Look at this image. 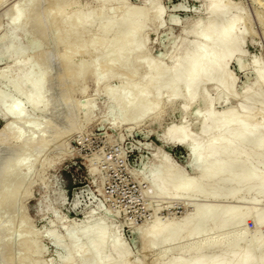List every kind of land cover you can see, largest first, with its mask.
Segmentation results:
<instances>
[{
	"label": "rangeland",
	"instance_id": "rangeland-1",
	"mask_svg": "<svg viewBox=\"0 0 264 264\" xmlns=\"http://www.w3.org/2000/svg\"><path fill=\"white\" fill-rule=\"evenodd\" d=\"M109 1L100 14L97 0H0V131L9 122L30 136L32 130L22 124H41L40 138L28 148V162L35 171L21 214L7 209L1 198L7 188H0V264H68L72 238L85 246L89 239L83 234L93 228L106 234L104 252L109 260L116 259L115 242L130 258L129 264H154L160 258L159 264H168L177 255L189 260L180 243L173 248L148 245L145 230L157 222L180 223L196 206L264 212V195L253 205L245 186L240 196L246 193L248 198L237 200L225 199L230 186L216 200L188 193L177 197L171 190L162 195L152 186L154 176L165 168L172 169L175 184L184 179L195 182L200 175L189 150L164 136L169 128H181L203 144L211 136L201 132L206 101L216 115L226 110L240 114L250 106L242 98L248 88L254 97L264 95V83L256 74L260 71L264 76V0ZM214 1L229 8L230 17L239 23L238 34L245 37L242 55H236L228 67L234 78L228 87L235 89L234 97L214 82L200 89L198 100L188 109L184 97L172 101L164 94L158 111L148 112L161 85L155 82L137 102L142 83L150 76L148 69L157 65L171 70L176 61L184 60L187 51L182 43L194 42L191 31L211 21L208 10ZM59 5L66 11L60 13ZM151 7L154 11L149 14ZM134 9L142 12L140 21L146 16L142 34L122 40L130 28L121 22L102 30L114 17L120 20ZM16 15L21 21L15 20ZM88 19L92 23L86 25ZM143 40V54L128 51ZM124 84H130V92ZM26 95L44 110L31 108ZM17 105L23 109L20 119L9 114V108ZM251 108L258 112L260 105ZM256 119L261 124L264 114ZM5 136L0 138L2 147L15 138ZM260 158L264 159V152ZM259 164L254 165L258 177L264 175V164ZM14 225L19 226L16 236L2 231ZM263 227L259 230L249 217L238 229L264 239ZM215 255L211 249L202 253L209 261ZM94 262L84 253L75 264Z\"/></svg>",
	"mask_w": 264,
	"mask_h": 264
},
{
	"label": "bare ground",
	"instance_id": "bare-ground-1",
	"mask_svg": "<svg viewBox=\"0 0 264 264\" xmlns=\"http://www.w3.org/2000/svg\"><path fill=\"white\" fill-rule=\"evenodd\" d=\"M97 2L102 7L100 14H103L104 8H107L112 3L109 0H97ZM157 5L153 6L156 7ZM57 9L60 13H63L61 11L65 10V7L61 6ZM157 9L155 12H157ZM152 11H154V7L150 8L149 14ZM208 11H210L209 13L212 17L211 21L200 26L197 30L191 31V33L196 35V40L182 43L187 55L180 64L176 61L174 66L172 65L171 70L169 67L168 70H162L157 65L156 69V66L150 65V68L153 66L155 70L148 69L147 73L150 76L143 81L137 102L142 99L143 95L155 82H160L161 85L152 99L148 112L158 111V105L161 103L159 100L164 94H168V98L172 99V101L184 97L186 99V108L188 109L190 105L198 100L200 89L214 82L219 85L222 92L234 97L235 89L228 87V83L231 84L233 82V76L228 72V67L236 55H242L245 37L242 32L238 34L236 28L239 23L230 17L231 11H229V8L222 7L218 1H214ZM161 12L159 13L158 11V17L161 16ZM139 13L142 12L134 9L123 13L120 20L114 17L104 25L102 30L113 28L118 22H121L124 26L130 28V31L122 40L134 38L145 30L146 16L140 21ZM15 20L17 22L18 20L21 21L20 16L16 15ZM85 23L88 25L92 22L88 19L85 20ZM145 46L146 42L143 40L139 45L130 46L128 51L140 56V54H143ZM256 74L260 81L264 83L262 73L256 71ZM124 86L127 92L131 91L130 84H124ZM33 90L37 89L33 88ZM258 94V97H254L250 94L249 88L248 91H245L242 98L245 104H250V106L244 107L240 114L235 113L234 110H232L233 112L226 110L222 114L216 115L211 109L212 103L206 101V115L201 120V132L203 136L209 135V133H211V136L207 137L206 142L203 144L199 143L193 136L185 133L181 128L177 129L173 126L169 128L164 136L167 140L183 145L189 150L191 157L194 158L200 170V175L195 182H188L184 179L175 184V175L172 169L167 170L168 168H165L166 171L154 176L152 180L155 193L167 195L171 190L177 197L180 193H188L190 197L197 198L199 196L200 198L216 200L220 197V194L224 193H222L223 188L230 186L231 189L229 188L230 190L224 194V197L228 200H237L248 198L245 195L246 193L240 196V191L245 186L247 188L246 192L252 195L250 200L253 205L257 204L258 198L264 195V175L262 173L263 176L260 175L258 177L259 172H256V167L254 166L257 163L264 164V159H259L261 152H264V122L261 124L256 122V118L264 114V95ZM26 100L28 105L34 110H44L40 108L38 103L32 101L29 95H26ZM257 104L260 105V110L254 112L251 107ZM22 112L23 109L20 105L9 108V114L17 118L21 117ZM22 125L26 126V129L32 130L30 136H26L24 131L14 128L9 122L0 131V138L2 136L6 137L5 135L7 134L15 136L12 142L8 139L10 146L7 147L5 145L2 147L4 144L0 145V188L2 186L7 188L5 192H3L4 190L2 191L3 197L1 193L0 196L2 200L4 198L5 201L2 202L6 203L7 209H10L11 213L14 211L12 214L15 211L16 213L22 212L24 209L23 200L28 198L27 191L32 185L35 171L34 165L28 162V148L36 144V141L40 138L38 133L41 124L23 123ZM41 149L43 151L46 150L43 146ZM20 160H27V169L20 165ZM211 187L213 188L210 189ZM252 210L242 211L239 208L219 210L213 208V206H196L191 212L186 214L185 218L183 217L184 219L182 218L181 222L179 221L180 223L176 222L178 224L175 221L167 225L155 223L152 227L145 230L144 238L147 244H159L165 248H173L177 243H180L181 252L187 250L190 255L189 260L187 258L186 260H184L185 258L182 259L183 255H177L172 259L170 258L171 260L168 264H264V239L258 233L248 235L245 230L238 229L244 220L249 217L259 230L261 226H264V212L261 215H256L257 213L252 212ZM7 218L10 217L8 216ZM18 227V225L9 226V228L4 227L5 229L2 231L16 236L19 231ZM263 228L261 229L263 230ZM207 231L215 232V235L210 236ZM86 234L83 235L87 236L89 242L85 246H80L72 238L70 243L72 258L68 264H75L84 253H89L95 264H117V262L129 264L130 258L123 252L121 245L116 242L113 248L116 259H107L104 252L107 243L104 232L93 228ZM198 237L199 240L193 242ZM17 238L20 239V236L18 235ZM119 240L121 241L120 238ZM210 249L216 252L211 261L202 256L203 252ZM159 256L158 258L161 257ZM110 259H113V257ZM153 261L154 264H159L162 259L160 258L157 261L154 259Z\"/></svg>",
	"mask_w": 264,
	"mask_h": 264
},
{
	"label": "water",
	"instance_id": "water-1",
	"mask_svg": "<svg viewBox=\"0 0 264 264\" xmlns=\"http://www.w3.org/2000/svg\"><path fill=\"white\" fill-rule=\"evenodd\" d=\"M20 165H22L23 167H26L27 160H20ZM26 169H27V167H26Z\"/></svg>",
	"mask_w": 264,
	"mask_h": 264
}]
</instances>
